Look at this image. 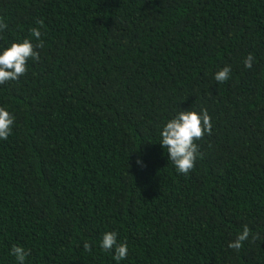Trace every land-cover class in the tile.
<instances>
[{
	"label": "trees",
	"instance_id": "1",
	"mask_svg": "<svg viewBox=\"0 0 264 264\" xmlns=\"http://www.w3.org/2000/svg\"><path fill=\"white\" fill-rule=\"evenodd\" d=\"M0 20V46L34 27L44 43L0 84V264L13 245L24 264H116L106 231L120 264H264V0H0ZM189 109L212 131L180 175L159 128Z\"/></svg>",
	"mask_w": 264,
	"mask_h": 264
},
{
	"label": "clouds",
	"instance_id": "2",
	"mask_svg": "<svg viewBox=\"0 0 264 264\" xmlns=\"http://www.w3.org/2000/svg\"><path fill=\"white\" fill-rule=\"evenodd\" d=\"M37 23H42L38 21ZM7 24L0 20V32L7 28ZM32 39L25 38L22 41H13L7 47L0 46V84L6 81H16L27 71V61L39 59L36 48H43L41 32L38 28L31 29ZM255 57L249 53L243 60L246 69H252ZM231 67L224 66L214 74L217 82H225L230 79ZM15 117L5 106H0V141L7 140L12 131ZM212 123L206 109L179 110L171 118L167 119L159 128V144L166 150L169 162L180 175L189 174L195 166L199 155L198 145L194 142L201 139L206 133L211 134ZM136 165L143 168V159L137 158ZM250 229L247 225L236 234L234 241L228 243V247L239 250L243 242L248 240ZM255 239V237H253ZM99 247L104 252L112 255L116 264L127 258L128 244L126 241L118 242V234L115 231H106L102 234ZM83 248L86 252H92V245L85 241ZM10 254L14 255L17 264H24L27 253L22 246L13 245Z\"/></svg>",
	"mask_w": 264,
	"mask_h": 264
}]
</instances>
